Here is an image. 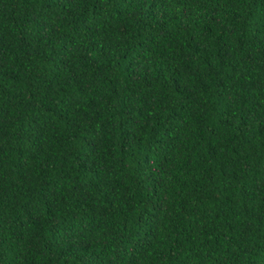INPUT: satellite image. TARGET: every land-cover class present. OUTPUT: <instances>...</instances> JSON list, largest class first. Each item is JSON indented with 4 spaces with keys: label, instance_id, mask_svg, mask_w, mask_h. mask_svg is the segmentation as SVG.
<instances>
[{
    "label": "trees",
    "instance_id": "16d2710c",
    "mask_svg": "<svg viewBox=\"0 0 264 264\" xmlns=\"http://www.w3.org/2000/svg\"><path fill=\"white\" fill-rule=\"evenodd\" d=\"M0 264H264V0H0Z\"/></svg>",
    "mask_w": 264,
    "mask_h": 264
}]
</instances>
